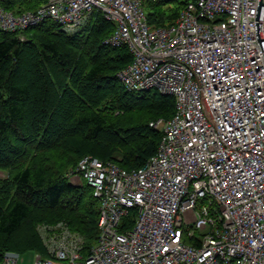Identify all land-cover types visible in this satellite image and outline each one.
Listing matches in <instances>:
<instances>
[{
	"label": "built area",
	"instance_id": "built-area-1",
	"mask_svg": "<svg viewBox=\"0 0 264 264\" xmlns=\"http://www.w3.org/2000/svg\"><path fill=\"white\" fill-rule=\"evenodd\" d=\"M3 1L0 31L20 39L44 20L78 32L99 10L115 25L103 43L132 54L118 80L173 96L174 111L149 123L161 136L141 167L84 155L68 171L100 201L87 252L59 221L43 226L45 255L7 250L0 264H264V0H183L164 26L148 23L142 0H40L18 12Z\"/></svg>",
	"mask_w": 264,
	"mask_h": 264
},
{
	"label": "trees",
	"instance_id": "trees-1",
	"mask_svg": "<svg viewBox=\"0 0 264 264\" xmlns=\"http://www.w3.org/2000/svg\"><path fill=\"white\" fill-rule=\"evenodd\" d=\"M2 3L18 12L40 0ZM184 3L145 0L148 23L173 22ZM114 28L94 10L75 33L51 20L24 29L23 39L0 31V261L7 250L45 255L37 226L59 221L83 237L87 252L99 236L100 201L85 182L70 183L68 171L84 155L137 169L156 152L161 134L149 123L170 118L174 98L121 84L116 73L132 54L103 43Z\"/></svg>",
	"mask_w": 264,
	"mask_h": 264
},
{
	"label": "rangeland",
	"instance_id": "rangeland-1",
	"mask_svg": "<svg viewBox=\"0 0 264 264\" xmlns=\"http://www.w3.org/2000/svg\"><path fill=\"white\" fill-rule=\"evenodd\" d=\"M143 3H144V7L146 8L145 0H143ZM145 11H147V10L145 9ZM3 176H4V173L0 171V177H3ZM43 226H44V224H39L37 226V232H38L40 237H41V234L43 232L42 231L43 230ZM41 241L43 242L42 238H41ZM43 245H44V243H43ZM45 250H46V248H45ZM34 255H35V253L33 251H27L25 253H22V256H24V261L25 262H32V260L34 259Z\"/></svg>",
	"mask_w": 264,
	"mask_h": 264
}]
</instances>
